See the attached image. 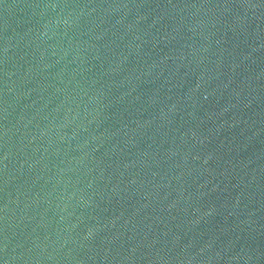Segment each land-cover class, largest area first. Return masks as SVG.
I'll return each instance as SVG.
<instances>
[{
    "label": "water",
    "instance_id": "95a60500",
    "mask_svg": "<svg viewBox=\"0 0 264 264\" xmlns=\"http://www.w3.org/2000/svg\"><path fill=\"white\" fill-rule=\"evenodd\" d=\"M0 264H264V0H0Z\"/></svg>",
    "mask_w": 264,
    "mask_h": 264
}]
</instances>
